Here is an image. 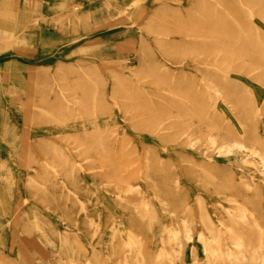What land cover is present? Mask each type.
I'll return each mask as SVG.
<instances>
[{
	"label": "rangeland",
	"instance_id": "374dc122",
	"mask_svg": "<svg viewBox=\"0 0 264 264\" xmlns=\"http://www.w3.org/2000/svg\"><path fill=\"white\" fill-rule=\"evenodd\" d=\"M0 264H264V0H0Z\"/></svg>",
	"mask_w": 264,
	"mask_h": 264
},
{
	"label": "bare ground",
	"instance_id": "6f19581e",
	"mask_svg": "<svg viewBox=\"0 0 264 264\" xmlns=\"http://www.w3.org/2000/svg\"><path fill=\"white\" fill-rule=\"evenodd\" d=\"M240 127V126H239ZM222 163V162H221ZM192 252V251H191ZM192 254V253H191ZM192 256V255H191ZM192 259V258H191Z\"/></svg>",
	"mask_w": 264,
	"mask_h": 264
}]
</instances>
